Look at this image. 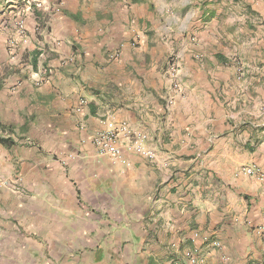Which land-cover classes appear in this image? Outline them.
<instances>
[{
    "label": "crops",
    "instance_id": "1",
    "mask_svg": "<svg viewBox=\"0 0 264 264\" xmlns=\"http://www.w3.org/2000/svg\"><path fill=\"white\" fill-rule=\"evenodd\" d=\"M20 1L0 0V264H264L241 172L264 170V0H40L22 36ZM108 117L134 133L113 158L93 144Z\"/></svg>",
    "mask_w": 264,
    "mask_h": 264
},
{
    "label": "built area",
    "instance_id": "2",
    "mask_svg": "<svg viewBox=\"0 0 264 264\" xmlns=\"http://www.w3.org/2000/svg\"><path fill=\"white\" fill-rule=\"evenodd\" d=\"M26 2L27 9L33 10V7L37 9L44 8L40 0H23ZM47 9V8H46ZM48 10V9H47ZM17 28L20 33L23 32L24 25L23 19H20L17 22ZM36 31L39 29V26H36ZM119 51L115 50L111 53V57H117ZM48 71L42 70L40 73L35 72L36 81H42L46 78ZM165 74L168 77L173 95H169L166 98V107L169 108L174 102V96L184 97L185 91L180 78L179 71V55L172 53L168 56L165 65ZM105 128L99 132L93 138V144L96 147L99 154L108 155L110 157H116L120 153V148L118 146V141L121 136L128 137L132 134L130 126L125 121H116L111 117H108L104 121ZM132 152L138 155L145 156L150 159L156 158V152L152 148H146L140 142H132L128 147ZM241 172L246 174L252 179H255L261 183L262 189L264 190V170L260 167L251 164L245 165L241 168ZM3 183H6L4 181ZM214 246H217L216 241L213 242ZM197 252L198 250L193 248L191 251L187 252L186 256L190 263L194 264L197 261ZM170 264H180L177 260H172Z\"/></svg>",
    "mask_w": 264,
    "mask_h": 264
},
{
    "label": "rangeland",
    "instance_id": "3",
    "mask_svg": "<svg viewBox=\"0 0 264 264\" xmlns=\"http://www.w3.org/2000/svg\"><path fill=\"white\" fill-rule=\"evenodd\" d=\"M6 6H7V4L6 5H3L2 3L0 4V13L4 9H6L8 11V13L10 12V10H12V8H8ZM14 9H15L16 12H18L17 15H16V17H15V19H16V22L15 23H16V30L19 32V30L17 28V22L20 19H24V13L26 11H30L31 9L30 10L27 9L26 2H24L23 0H21L19 4H16V8H14ZM10 14H12V13H10ZM5 26L6 25H1L0 24V36H2V37L4 36V32L6 31V28H7V26L6 27ZM8 29H10V28H8ZM19 35L22 36V34L20 32H19ZM13 56H15V52L12 54V57ZM7 58H8V60H10V56H8ZM46 71L49 72V68L48 67H47ZM3 72H5V70H3Z\"/></svg>",
    "mask_w": 264,
    "mask_h": 264
},
{
    "label": "trees",
    "instance_id": "4",
    "mask_svg": "<svg viewBox=\"0 0 264 264\" xmlns=\"http://www.w3.org/2000/svg\"><path fill=\"white\" fill-rule=\"evenodd\" d=\"M33 10H34L35 15L37 16V11L39 9L33 7ZM40 53H41L40 50L35 49L32 52H30V54H29V61H30V64H31V66L33 67L34 70L37 69L38 57H39ZM0 88H1V85H0ZM0 128L1 129H5L4 126L1 125V124H0ZM0 144L4 145L6 147H9L10 146V138L0 137Z\"/></svg>",
    "mask_w": 264,
    "mask_h": 264
}]
</instances>
